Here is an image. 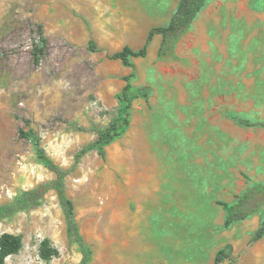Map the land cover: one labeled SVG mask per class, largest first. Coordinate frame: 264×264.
<instances>
[{
    "label": "rangeland",
    "instance_id": "1",
    "mask_svg": "<svg viewBox=\"0 0 264 264\" xmlns=\"http://www.w3.org/2000/svg\"><path fill=\"white\" fill-rule=\"evenodd\" d=\"M178 0H0V205L55 175L36 144L68 171L65 190L91 252L88 264H264V218L224 225L233 204L264 183V0H207L173 53L157 56L154 35L133 60L126 132L101 156L93 126L117 115L116 96L131 72L108 55L139 49L164 26ZM39 26L46 47H41ZM92 41L98 51L88 47ZM89 147V148H88ZM84 151V152H83ZM22 239L5 264H79L55 191L39 207L0 223ZM57 254L40 256V246Z\"/></svg>",
    "mask_w": 264,
    "mask_h": 264
},
{
    "label": "trees",
    "instance_id": "2",
    "mask_svg": "<svg viewBox=\"0 0 264 264\" xmlns=\"http://www.w3.org/2000/svg\"><path fill=\"white\" fill-rule=\"evenodd\" d=\"M207 0H178L176 9L170 17L168 23L164 26L153 27L149 30L145 42L139 49H132L124 46L120 51L108 55L109 60H119L131 72L123 77L124 86L116 96L117 115L115 119L106 126H93L92 131L97 135V139L92 147H97L101 156L105 154V148L121 137L130 125L132 105L138 98L147 99L149 90L144 87H137L133 84L136 77V69L133 60L144 58L147 55L148 46L154 35H160L161 41L157 50L159 58H165L173 53L178 42L184 34L190 29L197 15L203 10ZM39 40L41 47L35 50L34 58L42 54L46 47L42 27L39 26ZM88 47L91 51H98L96 45L90 41ZM243 126L264 129V119L249 121L235 117ZM89 148V147H88ZM84 152V151H83ZM36 154L39 162L55 178L46 183H39L21 191L19 194L7 203L0 205V223L12 219L16 214L39 207L45 195L53 190L55 191L61 209L67 221L68 232L73 241L79 244L82 254L79 264H88L91 259V252L85 246L76 223L75 209L72 200L67 196L65 190V177L68 171L57 165L40 147L36 144ZM225 211L224 225L230 226L233 223L243 221L264 208V183L250 185L237 198L233 204L220 203ZM264 237V218L259 227L254 231L251 243H255ZM22 247V239L19 235L11 233L0 234V264H5L8 257L17 254ZM57 254L56 250L48 248V241L44 240L40 246V256L43 259H49ZM225 260H232V246L225 245L219 249L214 257V264H221Z\"/></svg>",
    "mask_w": 264,
    "mask_h": 264
}]
</instances>
